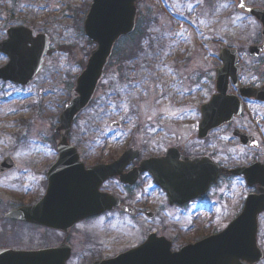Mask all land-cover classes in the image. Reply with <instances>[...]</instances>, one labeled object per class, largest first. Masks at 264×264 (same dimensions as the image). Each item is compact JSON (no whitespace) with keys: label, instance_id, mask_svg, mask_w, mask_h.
<instances>
[{"label":"rangeland","instance_id":"rangeland-1","mask_svg":"<svg viewBox=\"0 0 264 264\" xmlns=\"http://www.w3.org/2000/svg\"><path fill=\"white\" fill-rule=\"evenodd\" d=\"M90 1L0 0V40L13 25L46 34L50 40L44 67L29 84L0 81V161L10 155L18 166L0 174V247L34 249L64 238L63 233L29 223L7 222L3 214L16 205L32 206L44 194L42 173L53 160L48 155L54 147L53 129L92 48L82 32ZM236 1L142 0L137 5L148 35L140 53L133 60H112L92 103L69 132L68 142L82 159L105 163L129 147L140 149L141 157L155 156L174 146L184 154L211 155L227 168L257 160L264 165L263 104L249 101L229 126L214 130L205 140L196 137L198 107L214 92L221 48L230 46L241 52L243 83L264 81V57L253 60L246 52L256 42L260 25L237 10ZM246 3L262 7L264 0ZM5 61L0 55V65ZM112 121L120 126L110 127ZM235 128L255 136L260 148L241 146L232 138ZM228 181L221 179L208 198L185 207L183 217L162 207L153 220L140 215L136 220L117 217L106 224L93 220L76 225L68 235L73 255L67 264H89L98 257L114 256L152 231L168 239L182 232L174 242L178 248L222 230L239 213L251 189L242 177L231 184ZM162 200L157 196V201ZM257 243L264 252V213L258 218ZM257 264H264V258Z\"/></svg>","mask_w":264,"mask_h":264},{"label":"water","instance_id":"water-1","mask_svg":"<svg viewBox=\"0 0 264 264\" xmlns=\"http://www.w3.org/2000/svg\"><path fill=\"white\" fill-rule=\"evenodd\" d=\"M139 1L92 0L90 3L83 21V32L95 47L89 52L70 98L59 115V125L54 130L60 136L56 144L58 157L46 172L45 194L35 205L11 210L5 218L67 233L77 222L119 205L114 195L99 192V187L105 179L113 176L127 182L128 175H121V172L139 152L128 149L110 164L86 169L79 161L76 149L68 144L67 135L74 118L91 101L114 44L134 30L136 3ZM237 7L261 23L264 37V9L245 6L244 0H239ZM6 33L7 39L0 42V52L7 55L8 61L0 67V79L25 85L43 66L48 38L46 35L33 37L32 31L22 26L8 28ZM263 50L264 44L252 45L248 49L252 57H257ZM219 59L221 66L215 70V93L199 108V138H205L212 129L228 123L242 112L239 98L228 93L229 80L237 86L240 70L236 65V50L223 48ZM238 93L241 97L264 101V86L257 89L239 86ZM110 125L118 126V122ZM233 136L238 137L243 145L257 146L242 131L235 130ZM14 167V162L7 157L0 163V172ZM138 170L147 171L154 177L157 185L166 192L170 204L182 205L200 197L222 173L242 175L248 187L258 185L259 193L247 195L240 214L222 231L185 245L177 252L170 251V243L164 238L150 235L142 245L92 264H256L262 259L263 252L257 245L256 234L258 215L264 212L263 165L252 162L248 167L225 171L206 156L182 157L178 150L170 148L164 156L142 160ZM69 255L70 247L64 243L38 250L0 248V264H65Z\"/></svg>","mask_w":264,"mask_h":264},{"label":"flooded vegetation","instance_id":"flooded-vegetation-1","mask_svg":"<svg viewBox=\"0 0 264 264\" xmlns=\"http://www.w3.org/2000/svg\"><path fill=\"white\" fill-rule=\"evenodd\" d=\"M262 7H264V5ZM262 57H264V53L262 54ZM252 137L255 138V136H252ZM255 139L257 141V147H245V148L254 149V150L259 149L260 143L258 142L257 138H255ZM124 151H122L118 156H116L115 159H111L105 163H110V162L116 160L118 157H120V155ZM181 154L184 156L183 152H181ZM49 156H50V158L56 157L57 156V149H52ZM143 159H146V157H141V150H140V156L133 159L132 161H130L124 167L123 171L121 172V175H128V181L127 182L121 181L119 179V176H113V177H109V178L105 179L101 183V185L99 187V191L114 194L119 200V205L117 207L112 208L110 211L103 213L100 216H96V217L81 221L77 225L83 224V223L88 222V221H93V220H102V222L104 221V223L106 224V223H108V221L113 222L114 218H115V220L119 219V218H120V220H123L124 218H128V220H136L139 218L140 215L147 218L148 220H153L155 212L158 211V208H162V207L163 208L166 207L168 209L175 210V211L179 212L180 216L183 217L185 207H188V206L192 205L193 203H196L197 201L201 202L202 200L208 198L209 195L211 194V191L216 187V185L212 186L211 188H209V190L207 191V193L205 195H202L201 197H199L197 199H193L192 201H190L185 206H184V204L183 205L170 204L169 199L166 196V193L164 191H162L157 186V183H156L154 177L152 175H150L149 173H147V171L140 172L138 170L140 167V162ZM82 160L85 161V164L87 166H90V165L92 166V165L98 163V162L97 163L96 162L88 163L87 160H85V159H82ZM219 166L221 167L220 164H219ZM222 167L224 169H228V170L231 169V168H227L225 166H222ZM233 168H235V167H233ZM236 177L237 176H233V175H229L228 173H224L219 177L218 182L221 181V179H226V180L229 179L228 182H229V184H231L230 183L231 180H234ZM249 191L250 192H248V193H254V194L258 193V191H259L258 185L251 187V189ZM157 196H161V198L163 200L160 202L157 201ZM241 207H242V204H241L240 208ZM124 208H127L128 210H125ZM117 217H119V218H117ZM42 229H45V228H42ZM45 231L59 233V232L51 231L48 229H45ZM152 232H154L156 235H159V236L162 235V234H158L156 231H152ZM149 233L146 234V237L148 236ZM182 235H183L182 232H177L176 235L170 239L166 238V236H165V238L171 242V247L173 250L179 249V247L178 248L174 247V242H177V240L180 239L182 237ZM146 237H145V239H146ZM143 241H141V242L139 241V243L133 245L130 248H134V247L140 245ZM55 245H57V244H52V245H47V246H55ZM130 248H127L123 251H126ZM123 251H121V252H123ZM72 254L73 253L71 251V255ZM105 258H108V257H105ZM69 259H68L67 263L69 262ZM100 259H104V258L98 257V258H95L94 260H100Z\"/></svg>","mask_w":264,"mask_h":264},{"label":"trees","instance_id":"trees-1","mask_svg":"<svg viewBox=\"0 0 264 264\" xmlns=\"http://www.w3.org/2000/svg\"><path fill=\"white\" fill-rule=\"evenodd\" d=\"M145 24L141 21V18H138L137 20V26L135 31L127 36L122 38L114 47L113 54H112V60L117 59L119 60V63L125 62L127 60L132 59L138 53L141 51V40L148 37L146 33ZM145 28V29H144ZM125 43V44H124ZM126 49L122 50L125 46ZM123 46V47H122ZM122 47V48H121ZM122 50V51H121ZM111 60V62H112Z\"/></svg>","mask_w":264,"mask_h":264},{"label":"snow or ice","instance_id":"snow-or-ice-1","mask_svg":"<svg viewBox=\"0 0 264 264\" xmlns=\"http://www.w3.org/2000/svg\"><path fill=\"white\" fill-rule=\"evenodd\" d=\"M222 6H226V5H222ZM241 6H243V5H241ZM125 110H126V106H125Z\"/></svg>","mask_w":264,"mask_h":264}]
</instances>
